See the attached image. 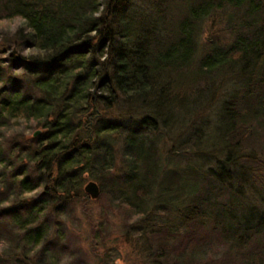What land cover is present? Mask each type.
Segmentation results:
<instances>
[{
	"label": "trees",
	"instance_id": "trees-1",
	"mask_svg": "<svg viewBox=\"0 0 264 264\" xmlns=\"http://www.w3.org/2000/svg\"><path fill=\"white\" fill-rule=\"evenodd\" d=\"M140 1L0 0V20L27 21L25 31L5 39L0 69L18 63L37 94L0 89V206L10 207L0 218L12 216L0 235V264L11 260L5 252L13 237L29 252L48 237L25 193L41 191L49 198L45 209L87 202L85 185L94 180L104 190L118 157L123 183L112 179L107 195L138 219L130 235L161 236L153 264H208L213 242L198 235L209 225L221 236L224 256L264 264V195L254 201L244 194L255 192L250 174H264V157L233 155L264 131V20L254 17L264 11L263 0H145L141 13ZM244 6L246 16L235 22L245 32L238 31L235 42L201 46L208 17ZM24 47L34 54L20 55ZM233 63L242 68L245 86L223 108L220 139L230 153L198 160L209 142L193 126L200 108L212 102L211 84ZM33 121L41 133L29 137L27 147L12 148L21 124ZM183 125L189 138L165 157L161 134ZM176 159L185 164H173ZM17 161L32 165L39 178H9ZM173 239L182 240L174 253L166 249ZM215 260L211 255L210 264Z\"/></svg>",
	"mask_w": 264,
	"mask_h": 264
},
{
	"label": "rangeland",
	"instance_id": "rangeland-1",
	"mask_svg": "<svg viewBox=\"0 0 264 264\" xmlns=\"http://www.w3.org/2000/svg\"><path fill=\"white\" fill-rule=\"evenodd\" d=\"M262 2L264 5V0ZM138 4L140 6L138 10L140 13L143 12L144 8L148 7V2L145 0L140 1ZM247 9V6L242 7L239 11L228 8L208 17L207 22L202 26L200 31L201 37L199 43L201 46L204 47L208 44V41L213 40L221 44L222 47L227 48V46L235 42L237 32L240 30L245 32L243 27L238 26V22L236 23L235 19L244 15L246 16ZM258 16L261 18L259 22L263 21L264 11L261 15L254 17ZM24 28L25 25L19 27L14 35L9 31H0V48L5 45V39L11 40V37L16 36L20 31H25ZM26 52L33 53L28 47H24L20 55L28 56L25 54ZM9 55L10 53L5 58H8ZM237 65L239 64H234L231 68H227L225 73H222L211 84L212 93H210V96L212 97V102L210 105L200 108L201 112L197 117L193 130L199 129L203 131L204 133L200 137L203 136L204 140L209 143L207 147L205 144L202 154L198 153L196 155V159L198 160L208 159L209 154L207 153H213L218 159H224V156L230 153L225 147L228 146V143L220 139L221 131L219 128L221 129L223 123L221 117L223 115V108H225L224 104L232 102L239 90L245 86V84H242V78L244 77L242 75V68ZM18 67L19 64L15 62H12L9 66L5 65L1 67L0 72L4 76L0 89L11 92L19 91L21 94L32 91L31 94L37 95L34 94L30 80L23 76ZM114 116L117 118L120 115L116 113ZM37 131H39V128L34 123H22L21 129L16 133L15 141L11 142L10 146L12 148L17 146L18 149L27 147L28 145L24 144L30 142L27 140L29 137H33ZM190 132L185 125L171 129L170 133L164 131L158 143L162 150H164L163 154L165 157L169 148L173 144L179 147L180 143H184L183 140L189 138ZM28 133H31V135H28ZM12 135L15 134L8 135L7 138H14ZM6 149L8 150L9 147H6ZM233 150L235 151L233 153L234 156L238 151H246L249 156H255L258 153L260 159H262L261 156L264 157V131L259 129L258 133L247 141V145L241 146L237 150L234 148ZM16 155L17 152L13 154V158H16ZM189 158L191 157L189 156ZM180 162L185 164V161H178L177 159L173 164L179 165ZM116 163L117 167H115L116 169L112 175L105 177L108 184L106 188L102 190L99 185L102 192L100 197L95 201L90 198L87 202L73 199L69 203L62 202L48 206L45 209L44 207L47 206L43 201L49 198L43 196L41 191L35 192V195L32 196L25 195L22 199H25L29 205L37 206L36 212H38L40 218L36 226L43 225L47 227L48 237L44 243L32 250V252H29V249L20 242L19 237H11V245L6 248L7 251L5 252V255L10 257L8 259L11 260L5 264H117V261L120 264H153L152 256L154 255L152 252L156 253L157 248H159L158 245L160 243L158 239L161 236L150 235L148 237H139V235H134L135 233L132 230L130 235L129 227L138 219L131 218L130 210L124 208V205L121 203H114L107 195L112 190V179L117 178L120 183H123V175L117 171L122 165L119 157ZM14 165L15 167L8 171L9 178L17 174H19L20 179L28 176H32L33 179L39 178L36 172L33 171L32 165L25 164L23 161H17ZM255 165V163L246 162L245 166L256 169L257 166ZM251 175L252 179H250V182L254 186L255 192L248 188L247 190L245 189L244 194H248L255 201L257 200L255 197L258 196V193L264 195V174L260 177H255L253 173ZM18 201L19 199L14 200V203L18 205ZM4 208L8 209L10 207L6 205L0 206V211ZM156 217L155 219L158 222L160 219L161 222L166 221L163 217ZM11 218L12 216L9 214H6L4 219L0 218V235H6L4 231L10 228ZM163 235H165L164 232ZM198 236L200 240L207 239L213 242L210 248L211 253L206 255L208 264L211 262V255L216 258L215 264H238L230 255H223L224 250L222 249L221 236L217 231H213L211 225L205 227V229H201ZM181 241V239L170 240L166 249L174 253L176 249H180L179 244L182 243Z\"/></svg>",
	"mask_w": 264,
	"mask_h": 264
},
{
	"label": "clouds",
	"instance_id": "clouds-1",
	"mask_svg": "<svg viewBox=\"0 0 264 264\" xmlns=\"http://www.w3.org/2000/svg\"><path fill=\"white\" fill-rule=\"evenodd\" d=\"M99 15V13H97ZM27 24V21L23 17H15L13 20H0V31H9L11 34H15L19 27L24 26ZM31 31V29H29ZM26 55L34 54L32 52H26ZM34 123V121H33ZM28 135H31V133H28ZM26 196H32L35 195V193H25ZM117 264H120L119 261H117Z\"/></svg>",
	"mask_w": 264,
	"mask_h": 264
},
{
	"label": "water",
	"instance_id": "water-1",
	"mask_svg": "<svg viewBox=\"0 0 264 264\" xmlns=\"http://www.w3.org/2000/svg\"><path fill=\"white\" fill-rule=\"evenodd\" d=\"M41 133V131H37L36 134L33 135L34 138H36L39 134ZM84 190L86 192V194L89 196V198L93 201H95L96 199H98L101 195V190H100V187L98 185L97 182H93V181H90L88 182L85 187H84Z\"/></svg>",
	"mask_w": 264,
	"mask_h": 264
}]
</instances>
